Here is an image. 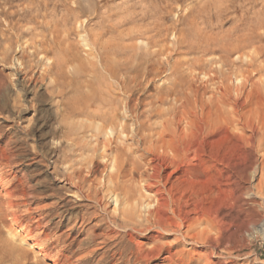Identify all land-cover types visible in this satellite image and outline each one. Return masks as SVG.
<instances>
[{
    "label": "rangeland",
    "instance_id": "1",
    "mask_svg": "<svg viewBox=\"0 0 264 264\" xmlns=\"http://www.w3.org/2000/svg\"><path fill=\"white\" fill-rule=\"evenodd\" d=\"M44 1L0 0V30L6 31L7 22H14L15 17V22H20L16 23L17 25L25 23L26 21L20 20L23 18L20 14L26 9L29 11L31 8L34 9V6L43 5ZM63 1L50 0L48 5L53 7L56 4V14L59 16L73 14L75 18L78 11L81 10L83 15L80 21L85 19L84 25L90 21L92 26L100 20V17L109 16V21H107L109 25L106 22L107 27L112 29L111 31L109 27L106 28L111 31L106 37L109 41L117 39V35L119 36L117 32L120 29L127 32V35L128 32L130 33L128 41L126 40L128 48L124 57L122 54H118L119 49L118 51L116 49L117 54L113 52L115 55L113 53H111L113 56L109 55V57L112 56V65L118 75L116 78H110L108 69L105 70L100 59L95 57V54L91 55L90 50L81 39V35L77 37L73 34L71 40L78 43V51L75 50V52L80 56L83 64L77 65L78 67L74 64L68 70L66 82L69 86H67V90L73 91H71L72 83L76 80L81 92L85 95L91 94L95 89L96 92L100 90L103 93L104 84L118 82L119 78H122L120 80L125 79L134 87L132 101L140 99L145 105L144 111L156 106L162 112H168L171 109L170 112H174L176 115L171 113L173 115L170 117L177 118L175 124H180V126L177 125L179 128L176 126L178 129L185 127V122L178 121L182 114L192 122L195 119L187 105V100H192L191 95L183 101H177L174 96L167 97V94L172 92L175 83H184L185 85L192 83L193 87L200 90L204 86L208 93H211V88L213 89V86L208 84L210 77L213 78L212 72L206 71L207 68L210 69L209 66L211 67L212 63L208 62L209 65L204 60L211 61L216 57L204 58L197 49L202 41L198 36L197 28L205 27V24L210 23L206 27L214 25L210 28H213L212 30L217 32V35L225 36L232 32L233 17L239 16L241 13L238 2L228 11L229 14L215 8L222 0ZM75 3L78 4L75 5ZM73 6L75 8L73 13L67 11L74 9ZM59 11L64 14L62 15ZM7 12L9 14H6ZM66 12L70 14H66ZM12 15L14 16L12 17ZM214 15L216 19H214ZM121 17L128 23L118 26L117 23L122 19ZM153 17L155 22L160 19V36L159 39H156L158 44L153 42L155 38L151 33L145 34L146 31L142 33L144 30H148L147 22H150V27H153L155 24L152 21ZM217 18L219 23H216ZM27 23L31 22H26L23 25L30 26ZM82 23L83 21L79 25L75 24V27L81 28ZM89 26L88 28H91ZM139 28L142 29V32ZM141 34L142 36H140ZM82 35L84 34L82 33ZM129 38L131 39L129 40ZM110 43L106 47L113 48L116 44ZM109 47L107 50L110 49ZM190 47H194V50H190ZM16 49L19 48L16 47ZM144 49L147 51L145 52ZM248 52V57H244L245 62L252 54V50ZM257 59L256 65L260 66L262 59ZM16 64L19 66L17 58ZM213 65L212 67L215 68L216 65ZM233 68L224 67L222 73L235 79L238 71ZM75 69H78L79 72L76 73L78 70ZM14 71L15 65H6L0 61V191L3 194V196L0 195V264H54L55 262H57L55 264H264V140L262 141L264 128L261 129L263 125H259L264 122V111L260 110L264 103V90L257 89L258 91H253L251 95L248 93L247 97L240 99L238 104L241 109H248L251 105L255 106L256 112L258 114L260 112L261 115H258V118L263 117V122L259 123L256 118L254 132L251 128L236 132L224 125L211 132L204 131L203 125H199V121H196L198 124L192 126L191 138H189L190 141L188 140L189 156L187 155L183 161L178 163L180 167L178 171L174 173V169H166V164L160 167L162 184H165L163 194L156 196V189L147 191L139 182L137 174H134L130 181L128 178H122L121 182H124V185L126 183V189L130 188L128 197L131 200L123 203L124 197L121 195L118 200L122 201L116 206L115 197L110 195L108 199L110 198L112 201L108 200L110 203H107V212L113 213L116 209H125L135 213L133 214L134 218L141 222L142 226L151 229L142 232L143 234L133 233V238L128 239H134V241L126 239V242L120 240L122 239L118 234L120 231L114 229L113 236L111 234L114 238L110 236L112 240L108 245H104L103 239L99 236L107 229L112 228L107 217L99 209L89 210V212H96L97 216H100L98 219L90 220L87 218L88 216L85 217L87 211L82 207V204L90 202L77 200L76 196L71 195L76 190L65 185L53 173L55 164L60 166L62 164L61 154L54 150L56 145H60V135L63 134L59 130V121L68 120V115L64 112L66 116L59 118L56 111L58 98L48 95L45 88L39 90L36 95L35 91L24 95L22 92L24 85L16 80ZM207 74H210V77H207ZM205 86L210 87L207 89ZM248 87L250 90L252 89L247 86L246 90L250 91ZM162 95L163 97H161ZM116 97H119L117 93L110 96L109 99L114 101ZM261 99H263V103ZM133 104L131 102V105ZM63 127L64 130L66 127L70 128L72 123L68 121L67 125L65 124ZM129 128L131 127L129 126ZM259 129L261 130L259 131ZM253 133H257L261 137L257 134V137L253 136ZM254 137H260V140L256 141ZM63 148H68L66 143L63 144ZM134 153L131 155V157L134 156L132 158H136L139 154ZM88 154H84L83 158L92 157L91 153ZM113 155L109 152L105 161L100 160L102 170L105 163L109 166L101 176L96 174L102 182L107 174L116 173L113 164H109V158H112ZM66 157L71 160L77 159V161L80 158L76 156L77 158L74 159L69 154ZM80 159L82 162V158ZM126 166L129 168L128 164ZM126 166L124 169H128ZM83 170L84 173H87L91 168L83 167ZM8 193L11 195L6 196ZM9 205L13 207L11 208ZM52 205H55V208L43 209ZM114 208L116 209L114 210ZM82 214L85 219L82 218ZM149 219H152V227ZM90 232L93 234H89ZM36 233H41L44 236L39 234L36 237ZM18 239H22L21 242ZM34 240L38 249L32 246L35 243ZM121 241L123 242L121 244L125 245L126 243L128 246L123 258L119 255ZM140 245L147 248L145 249L147 251L149 249L147 253L150 258L146 261H138L139 256L137 259L136 253ZM16 248L20 251L15 250Z\"/></svg>",
    "mask_w": 264,
    "mask_h": 264
},
{
    "label": "bare ground",
    "instance_id": "2",
    "mask_svg": "<svg viewBox=\"0 0 264 264\" xmlns=\"http://www.w3.org/2000/svg\"><path fill=\"white\" fill-rule=\"evenodd\" d=\"M47 1L48 0H45L43 5L34 6V9L31 8L29 11L26 9L25 11H23L22 14H20L21 17H23V18L20 17L21 18L20 20H23L24 22L30 21L31 22L30 24L27 23L30 26L23 25L26 22L22 23L21 25H17L20 22L19 23L15 22L16 17L14 21L15 23L7 20L8 26L6 28L7 29L6 31L11 30L13 32L7 33L4 29L0 30V61L6 65L8 64L15 65L14 72L17 77L16 80L17 81L19 80L20 82L23 83L24 87L22 89V92L24 95L31 94L32 91H35V95H36L39 90L45 88L48 95L56 97V99L58 98V100H56L57 114L59 118L60 117L63 118L64 116H66L64 115L65 114L64 112H66V114L68 115L67 116L68 120L65 121V119L63 120L59 119L60 120L59 130L62 131L63 134H61L60 132L61 134L59 140L60 145H56L54 147V150L55 152L61 154L60 161L62 164L61 166L55 164L53 173L54 175H56L55 177L57 179H60L62 182H64L65 185H68L70 188H74L76 190V192H73V194L71 195L76 196L77 200L81 202L83 200L90 202V203H85L84 205L81 203L82 207H84V209H86L87 211V212L85 211L86 212L85 217L88 216L87 218H89L90 220L98 219L100 217L97 216L96 212H89V210L91 209H96V210L99 209L100 212L107 217V221H109L110 227L112 228L111 229L109 228L110 230H108L107 227L106 228L107 230L106 231L104 230L105 232H103L99 236L101 237V239H103L102 242L104 245H108L112 240L110 236L114 231V229L120 231V233L118 232L119 237L122 238L120 240L125 241L128 238H133L132 237L133 233L138 234L144 231H148V230L150 231L151 228L147 226H142V224H140L141 222H138V220L134 218L135 216L133 214L135 213H131L130 211H127L125 209L114 208V210L115 209L116 210L113 213L107 212V203L111 200L110 198H109L110 200L108 199V196L112 195L113 197H115L114 200L116 199V204H115L116 206L119 202L122 201V200H118V198L121 195L124 197L123 203L124 201L129 202L131 200L130 197H128L129 196L128 189L130 191V188L126 189L125 186L126 183L124 185V182L123 183L121 182L122 178H128L129 179L128 181H130L133 175L137 174L139 177V182L142 184V186L147 191L156 189L155 195L157 196L158 194H161L163 191H165L164 189L165 184L164 183L162 184L160 167L166 164L167 166L166 169L172 168L174 169V173L178 171V169L180 168L178 163H180V161H183L189 153L188 140L189 138H191L192 126L198 124L196 121H199V125H203L204 131H210V132L220 128L223 125L229 128L230 130L236 132L242 131L245 128L246 129L251 128L253 132L254 130H256L254 128L256 125L255 121L256 118H258V115H260V112L259 114L258 112H256L255 109L257 108L255 106L252 107L251 105L249 106L248 109L246 108L241 109L239 108L238 104L240 102V99H243L248 93L251 95V93L253 94V91L257 89L264 90V0H222L219 5L217 4L215 8H217L218 10H223L222 12L224 13V12H228L233 7H235L236 2L239 3L238 7L241 13L239 16L233 17L234 25L232 27V32L231 33L229 32L225 36L217 35L216 34L217 32L215 33L212 30L213 28L212 29L210 28L211 26L214 25H211L210 27L209 26L206 27L207 25H210V23L205 24L206 25L205 27L202 26L197 28V31L199 32L198 36L202 40L198 45L197 49L203 54L204 58L216 57V58H212L211 61L204 60V58L202 57V61L204 60L206 63L211 62L212 66H214L213 64L216 65L215 68L209 66L210 69L207 68L206 70L207 72L210 73L212 72L211 76L213 78L210 77V74L209 75L207 74L208 75L207 77H210L209 80L210 82L208 84H211L213 86V89L211 88L212 90L211 93H208L207 90L204 89V86H202L203 89L200 90L199 88L193 87L194 84L192 83H191L192 85L191 84L185 85L184 83H177V82L175 83L174 87L172 88V92L170 94H167V97L174 96L177 101L180 100L183 101V100H187V96L189 95L192 96V100H187L190 104L187 101L186 102L188 105V109L192 111L194 115L193 118L195 120H193L192 122L188 120V118L185 117L184 114H182V117L180 116V119H178V121L185 122L184 125L185 127L183 128L181 126L182 129H178L179 128L178 126H180V124L177 123L178 126L175 124L177 118L172 116L170 117V115L174 114V112H170L171 109H169L168 112H162L161 109L158 106H156L151 108L150 110L147 109V111H144L143 107L145 105L141 102L140 99H135V101L134 100L132 101L131 99L134 95L133 92L134 87L127 80L125 79L120 80L122 78H119L118 82L113 81V82H109L108 84L107 83L104 84L103 93L100 90L99 92L98 91L96 92L95 89V91L92 90L91 94L88 95L87 94L85 95L84 93L81 92L80 86L78 85L76 80H74L75 79L74 78L73 79L74 82L72 83L73 89H71V91L72 90L73 91L69 92L70 90H67L68 89L67 86L69 85L66 82V76L68 74V70L71 67H73L74 64H76L75 66L83 64L82 59H80L79 58L80 56H78V54L75 52V50L78 51L77 49L78 43L76 41L71 40V36L73 34L76 35L77 37L81 35L80 37L83 40V42H85V46L90 50L91 55L94 56L95 54V57H98L100 59V63H102L101 65H104L105 70L108 69L107 71L108 74L110 75V78H116L118 77V75L112 65L111 57L115 55L113 52H116V49L117 51L119 49L118 51L119 53L116 52V54L117 53L119 55L122 54V56L125 55V51L128 48L127 47L128 44H126V40L128 41L127 38L129 37L128 35L130 33L128 32L127 35L126 34L127 32L123 31V29L122 30L120 29L119 32H117L119 33V36L117 35V39H113L115 41L117 40L118 43L111 40L110 43L109 39H106L109 32L112 31V29L109 26L108 27L110 28L111 31H109V29L106 30V28H108L106 22L109 21L108 20L109 16L100 17V20L96 21L92 26L90 21L88 22L87 25H84V20H85L84 19L82 20L83 26L81 28H78L75 26L79 25V23L82 22L80 21V18H82L81 16L83 15L81 10L80 12L78 11V14L77 16H75V18L73 14L72 15L70 14L74 12L75 10L74 6H73L74 9H68V10L66 9L67 11L70 12V13L66 12V14L68 13L70 14V16L67 15L59 16L58 14H56L57 5L54 4L53 6L52 4L53 7L50 6L51 7L50 8L48 5V2L50 0L48 2ZM77 4L78 3H75V5ZM8 12L6 14H9ZM59 13L61 12L59 11ZM6 14L5 16H8ZM13 16L14 15H12V17ZM217 17L220 18L219 16ZM214 19H216V16ZM123 20L124 19L122 18L119 21V23H117L119 24L118 26L120 25L122 26L128 23V22L126 23V21ZM159 20L160 19H158L155 22L153 17L152 21L155 23L153 27H150L151 23L147 22L149 25V27L146 26L148 30L146 29L142 32L141 31L142 29L140 30L139 28V30L142 33H144L145 31H146L145 34L151 33L155 38L153 41L154 43H157L156 39L160 36L161 27ZM107 23L109 25V22ZM216 23H219V20L216 21ZM88 25H90L89 27L91 28H88ZM133 31L132 33H134ZM82 33L84 35H82ZM140 36H142V34ZM130 39L131 38H129V40ZM112 42L116 43L115 46L113 48H110L108 46L110 49L107 50L108 47L106 46L108 45V43L112 44ZM16 47H18L19 49H16ZM105 50H107L108 52ZM190 50H194V47H190ZM249 50L250 51L252 50V54H250L249 58H247V62H245L244 57L245 56L248 57L247 56L248 53H251L248 52ZM94 51L96 52L93 53ZM111 53H113V55ZM13 54H15V56H13ZM110 54L112 55L111 57H109ZM147 54L149 53L147 52ZM16 58L17 61L19 62V66H17L16 64ZM120 58L122 59V57ZM257 58L262 59L260 66L256 65L257 64L256 62L258 60ZM198 59L200 60V57H198ZM201 63L199 62V64ZM224 67L229 69L234 67L233 69L238 71V74L235 77V79L233 77L225 75V73H222ZM77 72H79V70L76 71V73ZM247 86H250V88L252 89L250 90L248 87L250 91L246 90ZM209 87L205 86V88L207 89ZM116 93L119 95V97H116L114 101L113 99L110 100L109 99L110 96L116 95ZM254 96L256 95L254 94ZM161 97H163V95ZM262 100L263 99H261V102ZM131 102L134 104L131 105ZM262 105L260 110L264 111V106ZM255 112L257 113V115L255 114ZM259 118H258L259 121L257 123L261 121L263 122L262 120L263 117H259ZM158 119H160L161 121L159 120V122H157ZM68 121L72 123V127L70 128L66 127V129L64 130L63 125L65 124L67 125ZM259 125L264 126V122L263 124L260 123ZM129 126L131 128H129ZM263 126H261L262 127L261 129L264 128ZM261 129H259V131ZM88 133L90 135H87ZM256 134L257 133L255 134L253 133V136H256ZM259 136L261 137V135ZM249 137L251 138V136ZM256 137H254L256 141L260 140L259 139L260 137L258 138ZM263 140L264 139H262V141ZM262 141H260V143ZM64 143L67 144L68 146L67 149L63 148ZM128 143H129V147H128ZM134 151L137 154L139 153L138 155L136 154L137 155V157L135 156L136 158H132L134 156L131 157ZM109 152L113 153L114 155L112 156V158H109L110 163L109 162L108 163L110 165L111 163L113 164V169L116 170V173L115 172L114 174L106 173L107 175L103 180L104 182H102V180L98 179V176H96V174H100L99 176H101L104 172L108 170L109 166L105 162H104L105 164L103 165V170L100 168L101 167L100 160L105 161V159L108 158ZM88 153H91L92 157L83 158L84 154L86 155ZM67 154H69L70 157L74 159L77 158L76 156H78L82 158L83 161L81 162L80 158L79 161H77V159L76 160L67 159L66 157ZM126 164L129 165V168L126 166ZM124 166H126L128 169H124L125 168ZM83 167H86L87 169L91 168V170L88 171L87 173H84ZM0 195L3 196L1 191H0ZM7 195H11V194L8 193L6 194V196ZM130 195L132 196V194ZM155 195L154 197H156ZM134 204L136 205V202ZM54 206L55 205H52L47 208L45 207L43 209L44 210L52 209ZM10 207L12 208L13 206L11 205ZM82 218L85 219L84 215ZM149 220H150V225L152 227L153 226V223L151 221L152 219ZM100 222L101 221H99V224H101ZM102 222L104 221L102 220ZM86 228L88 230V227ZM39 234L40 236H44L41 235V233H36V237L37 235L39 236ZM89 234H93V233L90 232ZM18 240H20L21 242L22 239H18ZM128 240L134 241V239L133 240L128 239ZM24 241L27 240L24 239ZM122 241L120 242V244L123 243ZM34 242L35 243L32 246L36 248L37 243L35 240ZM137 244L139 245L138 242ZM142 245L139 246L138 252L136 253L137 259L139 256L138 261L139 260L146 261L147 259L150 258L149 253H147L149 249L148 251L145 250L147 248H145ZM127 249L128 246H126V243L125 245L121 244V250L119 251V255L121 258L125 257V252ZM15 250L18 249L16 248ZM15 250L14 252H17Z\"/></svg>",
    "mask_w": 264,
    "mask_h": 264
}]
</instances>
